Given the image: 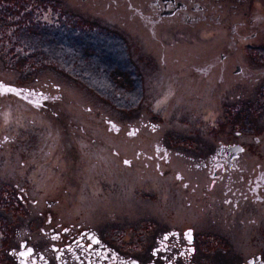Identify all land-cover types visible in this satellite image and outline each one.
<instances>
[{
    "label": "flooded vegetation",
    "instance_id": "flooded-vegetation-1",
    "mask_svg": "<svg viewBox=\"0 0 264 264\" xmlns=\"http://www.w3.org/2000/svg\"><path fill=\"white\" fill-rule=\"evenodd\" d=\"M117 2L136 17L137 30L145 31L150 42L160 41L156 30L170 34L176 30L194 33L197 29H209L202 31L206 36L198 40L200 43L193 51L184 53L183 59L171 57V63L180 61L176 73L181 74V81L189 83L192 79L200 83L203 89L199 91L205 94V84L214 88L209 89L208 99L216 100L221 94L237 99L243 96L237 89H245L247 99L253 98L254 89L264 94V0ZM5 88L15 95L13 86ZM22 93L49 120L47 149L39 153L49 163L55 158L56 162L48 166L55 168L60 187L58 193L54 188L34 199L26 198L23 191L22 204L39 209L27 208L23 222L20 217L15 222L11 217L5 219L9 223L8 263L1 264H264V118H244L239 125L232 122L233 128H225L232 118L222 119L216 133L191 135L197 140L190 146L194 148L193 155L158 143L160 136H155L149 153L138 150L134 159L111 150L119 164L103 177L108 176L111 181L117 177L118 182L128 170L145 183L149 175L148 179L155 183L162 182L165 199L159 202L155 189L152 197L140 196L133 213L92 219L93 216L84 218L80 214L65 215L58 209L62 204L75 205L81 180L94 159L80 144L79 148H71L70 144L85 139L86 150L97 158L105 157L104 153L91 148L95 143L106 148L108 144L83 132L78 119H68L65 111L56 107L41 89L25 88ZM153 97L156 100V90ZM136 107L124 121L138 117L141 125H146L141 112L144 108L140 103ZM216 109L220 114L219 101L214 112ZM107 110L101 113L97 108L95 114H102L107 127L121 125L109 119L111 113ZM115 118L125 116L119 114ZM54 122L59 125V133L62 129L70 130L66 136L69 143L55 135ZM127 128L125 133L138 132L136 125ZM54 135L56 144L61 142V150L51 152L48 140ZM247 138L255 145H249ZM182 157L186 164L174 168V159ZM2 188L0 184L1 191ZM12 198L13 186L9 183V192L0 198V203L10 205ZM140 222L146 224L140 227Z\"/></svg>",
    "mask_w": 264,
    "mask_h": 264
},
{
    "label": "rangeland",
    "instance_id": "rangeland-1",
    "mask_svg": "<svg viewBox=\"0 0 264 264\" xmlns=\"http://www.w3.org/2000/svg\"><path fill=\"white\" fill-rule=\"evenodd\" d=\"M115 1L0 0V184L3 187L0 198L7 196L9 183L13 186L12 203L7 206L0 203V264L8 263L9 223L5 219L11 217L15 222L20 217L23 222L27 208L39 209L22 204L23 191L26 198L34 199L53 192L54 188L58 193L60 187L55 168L48 166L56 162L55 158L49 163L39 153L47 149L49 120L45 113L28 103L31 99H24L25 88L41 89L49 94L52 103L65 111L68 119L71 116L78 119L83 132L94 134L108 144L106 148L95 143L91 148L104 153L105 157L99 158L86 150L85 139L70 144L71 148H79L80 144L94 159L81 180L75 205L62 204L58 209L62 214H80L84 218L133 213L137 201L152 197L155 189L158 201L165 199L162 182L155 183L148 179L149 175L145 183L128 170L118 182H115L117 177L113 178L115 173L111 177L113 182L108 176L103 177L102 174H108L109 169L112 171L119 164L111 150L134 159L138 150L149 153L155 136H160L158 143L193 155L195 151L190 146L197 140L191 135L216 133L222 119L232 118L225 128H233L232 122L238 124L244 118H264V94L258 89H254L250 99L245 98V89H237L238 94H243L237 99L225 94L216 100L208 99L209 89L213 87L205 84V94L199 91L203 89L200 83L192 79L189 83L181 81V74L176 73L180 61L171 63V57L183 59L181 56L193 51L200 43L198 40L206 36L202 31L209 29H197L194 33L176 30L170 34L156 30L160 41L150 42L147 38L151 37L145 31L137 30L136 17L130 12L125 14ZM185 43L188 45L184 46ZM10 86L14 87L15 95L5 88ZM218 101L220 114L217 109L214 112ZM137 103L144 108L141 112L143 120L148 122L146 125H141L138 117L124 121L137 108ZM97 108L101 113L110 112L109 119L121 125L107 127L102 114H95ZM119 114L125 118L116 119ZM52 125L55 135L62 136L67 144L70 130L62 129L59 133L58 123ZM128 125L138 126V132L125 133ZM55 135L48 140L51 152L61 150V142L56 144ZM246 140L249 145H255ZM185 164L186 158H175L173 167L180 169ZM175 193L174 190V200L178 199ZM189 215L193 218L191 212ZM144 224L140 222L139 226Z\"/></svg>",
    "mask_w": 264,
    "mask_h": 264
},
{
    "label": "trees",
    "instance_id": "trees-1",
    "mask_svg": "<svg viewBox=\"0 0 264 264\" xmlns=\"http://www.w3.org/2000/svg\"><path fill=\"white\" fill-rule=\"evenodd\" d=\"M121 10H123V11L125 12V14H126V13H129L128 11H126V10L123 9V8H121ZM125 14H124V16H125Z\"/></svg>",
    "mask_w": 264,
    "mask_h": 264
}]
</instances>
